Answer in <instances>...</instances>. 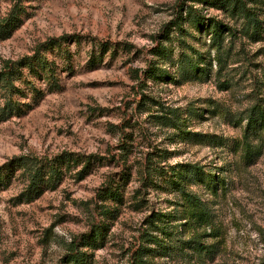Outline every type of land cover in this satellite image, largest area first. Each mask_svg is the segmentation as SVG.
Segmentation results:
<instances>
[{
	"label": "rangeland",
	"instance_id": "1",
	"mask_svg": "<svg viewBox=\"0 0 264 264\" xmlns=\"http://www.w3.org/2000/svg\"><path fill=\"white\" fill-rule=\"evenodd\" d=\"M240 1L264 19V4ZM235 3L0 0V25L14 21L8 32L0 31V70L5 61L38 54L47 61L42 75L54 67L59 77L50 91L40 71L21 68L14 84L31 90L26 80L33 83L42 92L38 101L28 91L10 96L0 90V108L7 100L19 104L9 116L0 114V165L26 154L103 159L80 180V166H62L57 186L27 203L12 200L19 179L0 188V264H65L81 234L87 235L77 243L84 264H130L135 247L145 264H264V136L254 144L259 155L247 164L232 144L245 122H229L257 104L264 108V31L254 37ZM216 24L235 30L221 31L219 49ZM66 34L76 40L46 45ZM104 42L108 46L101 49ZM169 112L181 116L180 130L160 119ZM123 122L124 138L118 128ZM120 144L128 153L118 159ZM146 158L157 166L187 162L213 170L215 193L203 184L190 187L207 205L209 223L177 213L170 189L143 186L139 166ZM113 179L111 189L125 202L106 222L96 214L102 202L97 193ZM153 213L171 215L166 234L148 231L159 243L145 241L140 232ZM97 219L103 238L93 243L88 235Z\"/></svg>",
	"mask_w": 264,
	"mask_h": 264
},
{
	"label": "trees",
	"instance_id": "2",
	"mask_svg": "<svg viewBox=\"0 0 264 264\" xmlns=\"http://www.w3.org/2000/svg\"><path fill=\"white\" fill-rule=\"evenodd\" d=\"M221 3L226 0H216ZM250 4H264V0H249ZM236 5L241 6V9L244 10L245 15L247 17L248 31L251 30L253 32L254 37L258 36L259 32L264 31V19H260L258 13L255 12V7H248L247 2H243L240 0H236ZM13 10H16V4H14ZM13 19L7 21L3 26L0 25L1 30H7L14 26ZM172 22V21H171ZM174 22V21H173ZM213 29L214 38H217V43L215 47L217 49L221 46V40L219 38L221 31H226L231 34H235V30L232 27L226 25H218L216 24ZM247 31V32H248ZM246 32V33H247ZM164 29L159 33L161 37L163 35ZM76 35L74 34H66L61 35L59 37H54L48 39L46 42L47 46L62 44L66 41H75ZM108 46L107 43L101 44V49H106ZM160 46V45H159ZM158 45L153 47V50L159 48ZM152 50V49H151ZM158 50H156L157 52ZM191 61L190 59H188ZM218 62H221L220 57H217ZM45 58L36 54L35 56H25L18 60H8L4 62L3 68L0 70V90L3 91V95H24L26 91L31 92L32 99L38 101L42 95L40 88H36L33 83L26 80V84L31 87V90H26L27 86L15 85V78L18 80L16 76L21 74V68L25 67L29 72L31 71H40L39 79L44 80L45 82H49V90L52 91L58 86L59 77L55 72L54 67H48L46 72L42 75L43 69L46 64ZM203 64V63H202ZM200 64V66L202 65ZM195 66L192 65L193 69ZM150 68V67H149ZM42 75V76H41ZM189 78V77H187ZM9 102V103H8ZM18 104V101H16ZM12 102L11 100H7L5 105L0 108V114L2 116H9L12 114V110L14 108L18 109V105ZM170 116L161 115L160 119H164L163 123L165 126L172 128L173 130H180L181 116H176L174 113L169 112ZM229 122L234 123L235 125L241 126L243 122L245 124L242 127L241 137L240 139L232 140V144L236 148H239L243 151L245 163L249 164L253 160L254 154L259 155V149H255L254 145L258 140L263 139L264 136V108L261 104H257L255 106L250 107L248 110V114L242 117H233L229 120ZM124 124L120 123L118 128L121 130V137L124 138L126 132L124 130ZM193 136H200V134L192 133ZM217 140L221 143L224 142L225 139L222 137H218ZM121 141H123L121 139ZM122 144V143H121ZM120 144L119 153H117L116 157L125 158L123 155H127L128 150L126 147ZM237 150V149H236ZM151 158V157H150ZM103 160L102 157L97 155H77L73 156L72 154L61 153L54 158H37L32 155H22V156H14L9 159L3 165H0V188L10 186L14 177L19 179L21 183V188L18 194L12 199L14 204L19 203H27L32 201L34 198L41 195L45 188L53 189L57 186L58 180L61 177L60 168L64 167H73L77 168L80 166V170L77 172V179L80 180L85 177L88 172V169L92 166V164L96 161ZM145 163L139 166V174L141 170L143 173L141 174V182L143 186L152 188V189H170L171 192H174L177 195L176 201H174V206L177 208V213H184L188 220H193L198 224H203L205 221L209 223L211 215L208 213L207 205L200 198V196L190 189L191 186L196 184L205 185L210 192L215 193L219 189V185L216 186L214 183L215 175L212 171H207L205 166L198 165L197 163H187V162H179L175 165H155V161L153 159L146 158ZM143 161V162H144ZM144 168V169H141ZM15 171H18V174L15 175ZM120 180L126 182L127 177L122 172L118 175ZM106 184L105 187L97 193V196L101 198L102 202L99 203L97 208V215L102 216L107 221H111L116 217L117 213V205L125 202L123 194L119 192L117 189H111V182ZM218 184V183H217ZM220 184V183H219ZM140 190H136L134 195L138 196ZM178 215V214H177ZM170 214L165 213H157L151 214L147 216L144 220L145 227L140 229L141 236H143L145 241H151L154 243H159L161 240H157L156 237L152 236L150 231L160 232L161 234L167 233V226L170 222ZM97 223H92L91 232L89 233V238L93 240V243L100 242L102 240V231L103 224L100 219L95 220ZM87 237L81 234L78 236L72 243L73 248L69 250L65 257V264H84V258L82 252L78 251V242L80 241V246L83 243L84 239ZM99 239H96V238ZM83 240V241H82ZM139 247L132 248L129 254L130 264H145L146 260L143 258V254L140 251ZM144 250V249H142Z\"/></svg>",
	"mask_w": 264,
	"mask_h": 264
}]
</instances>
